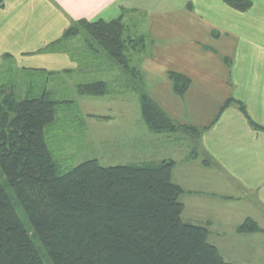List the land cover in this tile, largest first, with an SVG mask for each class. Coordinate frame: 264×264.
I'll return each mask as SVG.
<instances>
[{"label":"crops","instance_id":"crops-1","mask_svg":"<svg viewBox=\"0 0 264 264\" xmlns=\"http://www.w3.org/2000/svg\"><path fill=\"white\" fill-rule=\"evenodd\" d=\"M244 1L249 5L241 11L225 0H0V75L7 63L16 76L25 78L71 75L83 66L74 52L82 45L76 44L80 35L73 44L63 40L67 30L80 21L121 19L125 27L134 23L144 47L133 72L177 130L152 132L140 111L139 136L129 122L114 131L116 166L171 161V181L182 191L178 200L183 221L205 227L207 242L225 262L250 259L260 264L259 259L264 262V0ZM137 14L145 21H135ZM171 47L174 55L168 63L161 55ZM93 53L95 70L99 66L103 75L99 51ZM172 73L189 80L184 94H176ZM1 88H10L17 101L27 99H17L11 87ZM22 91L28 93L26 87ZM183 137L190 139L187 144ZM132 142L142 144L144 156L131 153ZM179 150L183 152L175 156ZM247 220L261 231L239 233Z\"/></svg>","mask_w":264,"mask_h":264},{"label":"trees","instance_id":"trees-1","mask_svg":"<svg viewBox=\"0 0 264 264\" xmlns=\"http://www.w3.org/2000/svg\"><path fill=\"white\" fill-rule=\"evenodd\" d=\"M225 1L241 11L249 5ZM78 28L93 41H87L89 51L100 49L128 69L121 19L80 21L63 40L79 35ZM170 80L176 94H184L189 80L175 73ZM77 92L100 97L108 88L96 81ZM139 92L148 128L176 131ZM59 104L49 93L17 101L10 88L0 89V264H229L207 242L205 227L181 218L182 191L171 181V161L103 167L89 160L63 171L46 139ZM259 231L250 220L238 228Z\"/></svg>","mask_w":264,"mask_h":264},{"label":"rangeland","instance_id":"rangeland-1","mask_svg":"<svg viewBox=\"0 0 264 264\" xmlns=\"http://www.w3.org/2000/svg\"><path fill=\"white\" fill-rule=\"evenodd\" d=\"M134 20L145 21L140 14H137ZM133 24L129 23L125 27L124 34L127 46L125 57L129 59L127 70L115 64L100 49H97L98 57H100L98 61L101 65L103 64V75L99 66L95 70L96 66L93 60L96 55L87 48V41H93L83 28H78L80 36L77 42L75 36L64 39L67 43L76 42V44L82 45L74 52L83 66L71 75H54L46 79L44 75L37 74L28 75L25 78L18 75L19 73L16 76L15 68L9 63L5 64L4 72L0 75V85L13 88L17 99L39 97L44 93H49L52 100L60 103L56 108L54 124L47 128L46 139L54 160L63 171L88 160H97L103 167L116 166L118 160L115 155L119 157V154L115 153L113 149V134L118 126L129 122L130 126L134 127V134L139 136L138 127L142 121L139 91L143 89L133 68L137 66V62L142 57L144 42L136 35L137 27H133ZM127 27L128 29H126ZM144 38L146 39V37ZM146 45L148 47L147 42ZM172 50V47L167 48V53L161 55L168 63L169 58L174 55ZM97 80L106 82L108 88L106 95L97 98L83 97L76 91L78 84ZM25 87L28 89V93L24 94L22 90ZM90 115L96 116V118L89 117ZM101 116L107 117V119L97 118ZM183 140L187 144L190 139L183 137ZM189 143L191 144L190 141ZM129 144L133 147L131 152L133 155L144 156V152L140 150L142 144L138 142ZM177 147L181 149V146ZM182 152L181 150L178 153L175 152V156ZM131 153L127 152V157H131ZM262 254L264 256V247ZM259 260L260 264H264L263 260ZM44 262L48 264L47 261ZM233 264H258V260L236 259L233 260Z\"/></svg>","mask_w":264,"mask_h":264}]
</instances>
